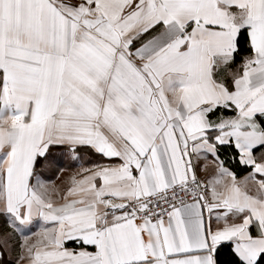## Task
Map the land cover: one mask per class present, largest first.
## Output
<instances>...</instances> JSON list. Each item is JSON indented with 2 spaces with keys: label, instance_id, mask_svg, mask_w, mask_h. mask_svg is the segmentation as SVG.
Wrapping results in <instances>:
<instances>
[{
  "label": "snow or ice",
  "instance_id": "1",
  "mask_svg": "<svg viewBox=\"0 0 264 264\" xmlns=\"http://www.w3.org/2000/svg\"><path fill=\"white\" fill-rule=\"evenodd\" d=\"M0 264H264V0H0Z\"/></svg>",
  "mask_w": 264,
  "mask_h": 264
}]
</instances>
